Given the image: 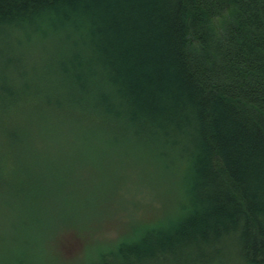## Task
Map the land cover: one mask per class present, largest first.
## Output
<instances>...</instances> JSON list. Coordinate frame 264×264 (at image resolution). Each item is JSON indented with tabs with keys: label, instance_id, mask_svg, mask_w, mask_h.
<instances>
[{
	"label": "trees",
	"instance_id": "16d2710c",
	"mask_svg": "<svg viewBox=\"0 0 264 264\" xmlns=\"http://www.w3.org/2000/svg\"><path fill=\"white\" fill-rule=\"evenodd\" d=\"M130 152L125 176L170 205L87 264H264V0H0L7 264H47L30 247L74 217L102 229L81 189L106 192ZM78 233L59 257L84 254Z\"/></svg>",
	"mask_w": 264,
	"mask_h": 264
},
{
	"label": "rangeland",
	"instance_id": "374dc122",
	"mask_svg": "<svg viewBox=\"0 0 264 264\" xmlns=\"http://www.w3.org/2000/svg\"><path fill=\"white\" fill-rule=\"evenodd\" d=\"M133 154H131V152L128 155L115 154L116 158L114 160L116 164L124 162L122 164L124 167H118L116 173L119 175V178L112 184L110 188H107V184L102 182V184L106 185V192H98V190L89 187L87 184H84L81 189V195H86V200L89 201L93 207V215L90 217H95H93L90 224L93 222L97 223L98 225L104 224L102 229H97V232L94 234L91 227L86 229L77 228V217H74L71 220L73 227H69V225L64 224L59 230L56 231V233L51 232L52 234H55V237L52 241L47 240L45 237L42 241L46 243V245L42 246L40 249L39 244L34 245L30 247L31 252L35 255L41 256L47 264L92 263L95 261L99 253L102 254L111 248L113 249L115 245L120 243V237L123 236V239H125L124 241H129L132 239L130 237H134V235L138 234L139 231L144 232L146 229L151 227L148 225V222L144 221L143 219H148V215L146 214L152 213V210L146 209L144 207L152 204L156 207L155 210H159L163 205V202L166 203L167 206L170 205V203L168 201H162L155 198L156 195L152 189L147 186L151 185L150 179L147 180L149 181L148 183L146 179L141 183V175L143 173L142 167H133L131 171H129L130 178L125 176V167L126 165L130 166L133 163ZM180 181V173L176 171L175 182L179 183ZM163 185L164 186H162V183L159 182V189L166 187L165 183ZM177 197L179 198L180 196ZM82 199L85 200L84 197ZM174 202V204H176V201ZM105 216H108L109 219L107 218L106 221L102 222V219ZM0 227H2L0 232H3L2 236L0 237V264H7L14 260L9 257L13 249L17 260L20 259L19 249L16 243L18 238H16L15 232L13 231V236H9L6 233L8 224L6 220L4 221L2 218H0ZM70 229H73L76 233L79 232L78 234L82 235L84 241L87 239L89 240L86 241L87 248L85 249L84 254L81 257H77L73 260H67L66 257H59L56 250V240L58 235L64 231H69ZM112 240L115 241V245L113 246L110 245ZM80 245L81 244L77 241H72L67 247V250L70 254L68 257H74V255L78 253ZM15 264H18V262Z\"/></svg>",
	"mask_w": 264,
	"mask_h": 264
}]
</instances>
